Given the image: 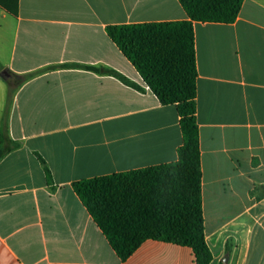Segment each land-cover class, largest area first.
I'll return each instance as SVG.
<instances>
[{"label": "crops", "instance_id": "1", "mask_svg": "<svg viewBox=\"0 0 264 264\" xmlns=\"http://www.w3.org/2000/svg\"><path fill=\"white\" fill-rule=\"evenodd\" d=\"M9 1L0 137L4 127L19 147L0 160V264H197L190 248L155 240L123 262L73 188L178 160L177 107L159 102L107 27L188 20L180 1ZM194 33L211 264H264V196H251L264 185V0H244L233 23L194 22ZM71 65L115 70L141 90Z\"/></svg>", "mask_w": 264, "mask_h": 264}, {"label": "trees", "instance_id": "2", "mask_svg": "<svg viewBox=\"0 0 264 264\" xmlns=\"http://www.w3.org/2000/svg\"><path fill=\"white\" fill-rule=\"evenodd\" d=\"M179 1L188 20L107 27L108 36L136 68L159 102L177 107L183 133L178 160L83 179L73 184L76 194L123 262L148 240L188 247L193 251L197 264L212 262V253L206 242L201 196L194 22L233 23L244 0ZM11 4L9 0H0L1 7L15 14L16 7L12 9ZM71 66L104 70L141 90L140 86L115 70ZM27 79L28 76L17 78L15 86ZM14 90L11 85V95ZM18 147L19 144L6 135L3 127L0 160ZM36 156L44 165L48 183L52 184V175L45 160L39 154ZM251 196L256 199L264 196V185L255 186ZM226 251L230 253L229 245Z\"/></svg>", "mask_w": 264, "mask_h": 264}, {"label": "water", "instance_id": "3", "mask_svg": "<svg viewBox=\"0 0 264 264\" xmlns=\"http://www.w3.org/2000/svg\"><path fill=\"white\" fill-rule=\"evenodd\" d=\"M1 76H2L3 78H8V77H9V73H8V71H7V70H3V71L1 72Z\"/></svg>", "mask_w": 264, "mask_h": 264}]
</instances>
